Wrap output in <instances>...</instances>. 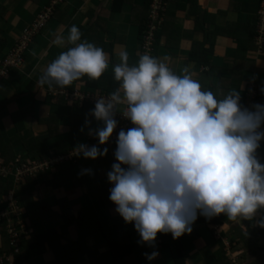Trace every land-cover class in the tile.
Returning a JSON list of instances; mask_svg holds the SVG:
<instances>
[{
	"label": "crops",
	"instance_id": "obj_1",
	"mask_svg": "<svg viewBox=\"0 0 264 264\" xmlns=\"http://www.w3.org/2000/svg\"><path fill=\"white\" fill-rule=\"evenodd\" d=\"M151 1L63 0L54 7L49 23L30 44L25 64L11 69L0 83V150H8L0 158L8 159L6 165L18 156L33 160L48 157L56 148H75L90 130L104 127L91 115L95 107L91 103L69 101L61 93L50 92L106 95L115 91L119 82L113 67L120 62L118 53L126 50L129 65L138 63ZM165 1L154 57H167L166 63L177 75L188 68L202 90L212 91L218 99L233 90L241 94L252 83L264 104V49L259 50L255 34L261 0ZM49 3L0 0V64ZM73 25L82 33L81 41L109 55L107 70L98 80L85 76L64 88L40 86L47 66L72 46L67 37ZM248 34L254 36L251 41ZM57 36L63 37V46L54 43ZM117 108L122 111L124 106ZM107 149L104 157L81 156L77 163L58 166L18 186L0 180L11 185L2 199L13 193L30 230L22 245L29 264H176V244L186 264H234L233 260L264 264V227L260 226L264 209L257 210L252 220L223 224H208L198 212L190 234L174 240L171 233H160L162 248L138 243L141 237L133 224L125 223L109 200L113 185L107 173L118 161L111 147ZM256 155L264 164L263 144ZM153 252L158 253L154 259L144 255Z\"/></svg>",
	"mask_w": 264,
	"mask_h": 264
},
{
	"label": "clouds",
	"instance_id": "obj_2",
	"mask_svg": "<svg viewBox=\"0 0 264 264\" xmlns=\"http://www.w3.org/2000/svg\"><path fill=\"white\" fill-rule=\"evenodd\" d=\"M81 36L73 25L67 37L72 46L47 66L40 86L64 88L105 73L109 55ZM54 43L65 41L57 36ZM118 55L113 72L119 87L96 100L91 115L104 127L89 135L107 144L117 127V106H126L121 113L134 127L118 133V162L107 173L113 185L109 200L125 223L133 224L138 243L155 247L158 233H171L174 240L190 234L198 212L208 219L225 214L233 222L252 220L264 209V164L256 155L264 140V104L242 107L235 90L218 99L202 90L188 68L175 74L167 57L145 53L129 65L126 50ZM75 152L95 160L108 149L80 143ZM144 255L151 260L158 253Z\"/></svg>",
	"mask_w": 264,
	"mask_h": 264
},
{
	"label": "built area",
	"instance_id": "obj_3",
	"mask_svg": "<svg viewBox=\"0 0 264 264\" xmlns=\"http://www.w3.org/2000/svg\"><path fill=\"white\" fill-rule=\"evenodd\" d=\"M63 0H50L48 6L44 8L32 21V23L26 27L19 35L17 41L9 50L5 59L0 64V83L5 79L8 72L14 68H21L25 64V54L34 41L35 37L47 26L49 20L53 14L54 7ZM167 3L165 0H152L149 13L148 22L141 34L142 44L140 46V56L143 54L155 55V47L157 40V32L163 25L164 16L166 13ZM256 39L259 50L264 49V0H261L260 8L257 12V25H256ZM205 69V68H204ZM61 93L65 96L66 100L75 102H89L92 106H95L96 100L99 97L107 98L109 94H97L91 95L86 93H79L73 91L67 93L62 90L53 91L50 94ZM240 95V104L242 107L252 109L255 104L259 102V91L254 84H249L248 87ZM124 109H125V105ZM117 112L115 119L117 120V127L114 129L112 136L105 145H99L98 138L94 135L87 134L86 140L83 142L89 146L98 145L101 149L110 146L112 154L114 155L116 149V141L118 139V133L121 129L127 131L129 128L134 127L130 120L125 118L121 112ZM264 129V125H262ZM264 145V140L260 142ZM75 148L69 149L65 152L58 154L51 153L48 157L29 160L22 156H18L12 165H6L0 158V179L9 180L15 186L21 185L22 182L28 178H36L40 174L47 173L50 170L64 165L77 163L80 156L76 155ZM123 167V165H122ZM13 193L8 194V197L0 201L6 207L0 208V227H4L8 236V242L10 251L0 253V264H29L27 260L22 256V245L24 240L30 235V230L27 228L24 220L20 215V206L18 200ZM155 246L162 248L163 239L160 233L157 234ZM234 264H237L233 260Z\"/></svg>",
	"mask_w": 264,
	"mask_h": 264
},
{
	"label": "trees",
	"instance_id": "obj_4",
	"mask_svg": "<svg viewBox=\"0 0 264 264\" xmlns=\"http://www.w3.org/2000/svg\"><path fill=\"white\" fill-rule=\"evenodd\" d=\"M151 3V2H150ZM164 23V22H163ZM144 29V28H143ZM143 29H142V31H143ZM255 34H256V32H255ZM249 35V40L251 41L252 40V34H248ZM254 37V36H253ZM2 40H0V42H1ZM261 96H260V94H259V98H260ZM260 100V99H259ZM76 147V146H75ZM72 148V147H71ZM9 149H10V147H9ZM67 150H69V149H61V148H56L55 150H54V153L55 154H58V153H61V152H65V151H67ZM0 151H2V153H0L1 154V156H3V157H5L6 155L5 154H7V152H8V150H5V149H2L1 148V150ZM42 153V152H41ZM4 161L5 162H8V159H4ZM11 187V185H4V184H1L0 183V199H2L3 198V196L8 192V189ZM3 191H4V193H3ZM203 216V215H202ZM203 220L205 221V222H207L208 224H223L224 222H227V221H229L228 219H227V216L225 215V214H220L219 216H213L212 218H210V219H208V218H206L205 216H203ZM5 229L3 228V227H0V235H1V237H0V244H2V246H0V253L1 252H8V251H10V247H9V242H8V237H6V243L4 242L5 240H4V237H3V231H4ZM4 234H5V236H7V234H6V231H4ZM43 236V235H42ZM39 241V240H38ZM173 257H174V260H175V263L176 264H186L185 263V258H184V254H183V251H182V249H181V247L178 245V244H176L175 246H174V248H173ZM22 256H23V249H22ZM137 264H139V263H137Z\"/></svg>",
	"mask_w": 264,
	"mask_h": 264
},
{
	"label": "rangeland",
	"instance_id": "obj_5",
	"mask_svg": "<svg viewBox=\"0 0 264 264\" xmlns=\"http://www.w3.org/2000/svg\"><path fill=\"white\" fill-rule=\"evenodd\" d=\"M120 110H122V109H120ZM1 180V179H0ZM2 181H4V182H8V180H2ZM8 237V236H7Z\"/></svg>",
	"mask_w": 264,
	"mask_h": 264
}]
</instances>
